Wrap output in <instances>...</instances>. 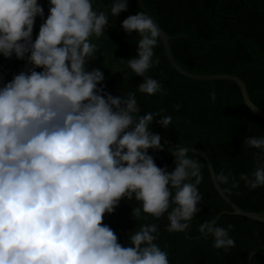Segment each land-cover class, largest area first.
Returning a JSON list of instances; mask_svg holds the SVG:
<instances>
[{
    "label": "clouds",
    "instance_id": "clouds-1",
    "mask_svg": "<svg viewBox=\"0 0 264 264\" xmlns=\"http://www.w3.org/2000/svg\"><path fill=\"white\" fill-rule=\"evenodd\" d=\"M127 8L128 0H112L104 11L95 10L93 0H49L33 42L35 20L44 17L38 0H0V55L25 61V70L0 86V264H169L156 243V223L141 224L124 247L103 224L105 214L134 197L135 220L167 213L166 231L184 233L200 211L203 176L190 148L168 146L171 172L148 154L164 151L161 136L150 129L155 117L166 129L172 116L141 115L136 92L114 97L105 91L104 73L88 70L99 50L93 38L104 35L109 12L117 17ZM121 27L139 36L137 55L126 64L143 78L137 91H163L146 75L159 64L153 60L161 38L157 24L137 12ZM210 97L215 101V92ZM244 144L260 150L255 170L239 177L255 190L264 186V138L248 137ZM216 179L229 182L223 171ZM232 187H239L234 177ZM232 228L209 220L198 230L227 252L235 246Z\"/></svg>",
    "mask_w": 264,
    "mask_h": 264
},
{
    "label": "trees",
    "instance_id": "trees-1",
    "mask_svg": "<svg viewBox=\"0 0 264 264\" xmlns=\"http://www.w3.org/2000/svg\"><path fill=\"white\" fill-rule=\"evenodd\" d=\"M141 1L166 33L194 38L170 39L171 51L182 66L195 72L236 74L245 82L250 98L264 110V0H242L243 7L240 0ZM111 2L93 0V7L97 11L108 10ZM38 4L43 7L44 17L35 20L33 42L49 14V0H38ZM128 8L133 15L137 12L146 14L137 0H128ZM128 16L127 11L117 17H112L109 12V26L104 35L93 38L99 50L96 59L89 62L88 70L99 68L104 73L105 91L114 97L136 92L141 115L152 112L172 116V124L166 129L156 122L161 116H156L150 125V129L161 136L164 146V151L148 150L158 167L162 168L172 160L169 145L201 148L206 151L216 177L221 171L229 176L227 184L220 183L226 194L244 209L263 210L264 186L250 190L239 177L251 175L255 170V156L260 150L248 147L244 140L264 138V120L247 107L234 81L195 79L178 72L168 61L160 38L153 56L159 64H154L146 75L158 80L163 91L152 96L139 93L137 87L143 78L126 68L127 60L137 55L139 41L135 32L129 35L121 27ZM210 25L219 37L215 43L205 42L216 38ZM22 70H25L24 60L0 55V86L10 82L14 74ZM212 92H215V101L210 97ZM176 105H179L178 110ZM189 156L201 164L203 180L198 190L203 199L197 205L200 211L193 217L187 234L186 231H166L167 213L160 219L148 216L135 220L132 212L139 202L134 197L121 199L112 214H105L103 224L114 231L122 246L127 247L130 246V234L138 231L141 224L156 223L159 228L156 243L168 253L169 264H247L251 250L264 251V222L224 211L232 207L215 189L204 158L195 152H189ZM174 168L175 164L167 171ZM233 177L239 181L238 188L232 187ZM219 212L215 220L217 226L233 225L229 236L234 239L235 246L227 252L214 248V238L210 235L205 238L198 230L201 223L214 220ZM251 264H264V256L254 254Z\"/></svg>",
    "mask_w": 264,
    "mask_h": 264
},
{
    "label": "water",
    "instance_id": "water-1",
    "mask_svg": "<svg viewBox=\"0 0 264 264\" xmlns=\"http://www.w3.org/2000/svg\"><path fill=\"white\" fill-rule=\"evenodd\" d=\"M216 1V0H215ZM241 1V5L243 7V1ZM137 2L139 3V5L143 8V10L146 12L147 15H149L153 20L154 22L157 24L158 28L160 29L161 31V43H162V47H163V50L165 52V55L168 59V61L170 62V64L178 71L180 72L181 74L185 75V76H188V77H191V78H195V79H203V80H208V79H226V80H232L234 81L240 91H241V95H242V98L245 102V104L247 105V107L253 112L255 113L258 117H260L262 120H264V110L262 108H260L249 96V93H248V90H247V87H246V84L245 82L239 77L237 76L236 74H233V73H230V72H210V73H202V72H195V71H191L187 68H185L184 66H182L177 60L176 58L174 57L172 51H171V48H170V39L172 38H177V37H185V38H189V39H192L194 40V38L192 37H188V36H180V35H171V34H168L166 33L163 28L160 26V24L158 23V21L155 19V17L152 15V13L147 9V7L144 5V3L141 1V0H137ZM127 13L129 15H133L132 12L129 10V8H127ZM219 15H223V16H229V15H225V14H222V13H217ZM212 30L214 31L215 33V36L216 38L212 41H205L207 43H215L218 41L219 37H218V34L215 32V29L213 28L212 25H210ZM201 41V40H200ZM204 42V41H202ZM15 76V74H14ZM188 148L189 149V152H195V153H198L200 154L204 160H205V163L207 165V168H208V171H209V174H210V178H211V181L215 187V189L217 190V192L219 193V195L232 207L231 210H224V211H227V212H230V213H234V214H241V215H244V216H247V217H250V218H253V219H257V220H260V221H263L264 222V209L263 210H249V209H244L242 208L241 206H239L237 203H235L227 194L226 192L223 190V188L221 187L220 183L217 181L216 179V174H215V171H214V168H213V165L206 153L205 150L201 149V148H198V147H192V146H189ZM175 164V161H174V158H172V160L167 164L165 165L164 167L162 168H165L166 171L168 169H170L173 165ZM221 212H219L214 220H216L219 216ZM191 223V221H190ZM189 229L186 230V234L188 233ZM254 254H260V255H263L264 256V251L262 250H251L249 253H248V256H247V264H251L252 262V256ZM200 264L199 262H192L191 264Z\"/></svg>",
    "mask_w": 264,
    "mask_h": 264
}]
</instances>
